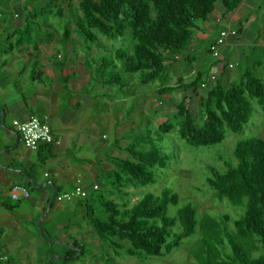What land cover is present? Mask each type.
<instances>
[{
	"label": "trees",
	"instance_id": "trees-1",
	"mask_svg": "<svg viewBox=\"0 0 264 264\" xmlns=\"http://www.w3.org/2000/svg\"><path fill=\"white\" fill-rule=\"evenodd\" d=\"M54 1L57 0H50L49 3ZM74 1L62 0V5L52 12L57 17H63V6L66 4L68 15L74 19L73 31H77L82 39L80 42L73 38V44L83 45V64L92 72L91 77H102L99 84H113L119 69L118 61L126 73H140L142 84L158 80L160 102L164 100V94L178 90L199 94L196 111L190 107L189 95L184 94L180 101L175 102L173 119H167L156 128L147 125L139 139L141 148L136 147L134 142L123 148L129 152V157L120 158L119 166L110 170L104 182L109 192L107 195L95 197L87 194L84 203L79 202L78 206H83L100 240L117 250V254L124 251L143 264L150 257L167 256L200 230L203 235L199 247L194 250L197 264H264V138L245 136L237 140L231 161L225 164L226 169L209 168L207 185L216 192L219 201L226 199L244 210L238 218L228 213L200 218L191 203L179 206L180 197L170 187H164L160 194L146 193L131 206L111 198L114 190L129 195L132 191L127 189L157 181L158 170L167 168L171 162L172 153L166 150L164 139L175 128L189 145L210 147L223 143L229 132L242 133L257 106L264 112V72L258 73V68L264 71L261 60L256 61L254 69L246 66L240 75L231 80L224 77L236 65L225 62L222 72L217 74L218 78L211 80L210 69L217 62L222 63L219 58L206 70H196L187 82L180 78L178 84H169L172 76L168 69L181 59L182 51L190 48L199 24L215 12L219 2L230 13L236 11L243 0H76L77 7ZM37 16L33 14L26 21L36 22ZM28 27L31 26L26 24L17 30L22 33L17 39L19 45L25 43ZM239 31L241 33L243 29ZM65 36L71 37L70 28H66ZM127 36L132 42L127 49H113V43L109 46L105 42L122 40ZM12 37L8 36L10 45L5 52L13 50ZM28 40L31 42L32 38L28 37ZM96 48L98 50L94 52ZM78 50L75 45V57ZM2 53L0 51V55ZM189 57L193 56L185 57L184 61L193 68L195 60ZM65 64L63 61L59 68L63 69ZM68 80L66 76L63 82ZM53 145L39 148L41 163L52 157ZM27 171L29 177L35 180L36 172ZM28 182L31 183L30 180ZM56 188L58 192L50 209L57 196L65 193L58 186ZM100 189V185L97 189L93 187L94 191ZM15 202L12 208L19 207L22 200ZM171 206H178L175 216L169 214ZM44 211H47V206ZM80 250L82 252V248ZM66 255V259L72 256L70 252ZM3 258L0 257L1 263ZM107 264L116 262L109 257Z\"/></svg>",
	"mask_w": 264,
	"mask_h": 264
},
{
	"label": "rangeland",
	"instance_id": "rangeland-1",
	"mask_svg": "<svg viewBox=\"0 0 264 264\" xmlns=\"http://www.w3.org/2000/svg\"><path fill=\"white\" fill-rule=\"evenodd\" d=\"M248 1L251 3V6H247L246 4L244 6L247 12L244 11L241 13L238 20H235L232 24L233 27L238 28L243 25V35L240 36L239 40H231L228 38V42L218 47L222 64H225V62L237 64L234 69H230V73L224 77L225 80H231L232 75L234 78L240 75L246 66L254 69L256 61L261 60L264 63V0ZM49 2L50 0H0V51L3 52L2 54L5 53L10 45L8 42V33L12 32L17 25L23 26L27 24L31 26L28 27L26 34L24 33L26 39L25 44H30L33 47L37 46L38 48L46 46L45 43L52 41L54 37L62 41L61 36H56L52 33V28L56 29L58 35H61L65 28H70L69 26L75 28L74 19L71 15H68L66 4L63 6L65 8L64 16L57 17L53 15V12L59 5H62V0H57L52 3ZM77 5L78 2L75 0L74 6L77 7ZM43 8H46V10H42ZM16 11L22 12L21 18L17 17L18 15L15 16ZM28 11L38 15L36 22L30 21L31 23H29L26 20L24 21V17ZM217 16L218 14L215 13L214 16L207 19L208 22H211L212 29L210 37L206 40H201L198 45L193 43L188 50L181 52V59L177 63L170 65L168 69L172 76L170 85L178 84L180 78H183V81L187 82L193 77L195 69L206 70L211 63L213 64L217 60L213 53H210L211 43L217 40L215 35L220 34L221 26L218 22L221 18H217ZM199 25L204 27V24L202 25L200 23ZM12 36L11 40L14 49L12 52L19 54L23 44L19 45L17 39L22 36V33L14 32ZM28 37L32 38L31 42L28 40ZM71 38L78 39L82 42L77 31H73ZM67 39L69 38L65 36L64 40ZM105 42L109 46L113 43V49H127L132 44L128 36L122 40L112 42L111 40H106ZM75 45L79 49V53L74 60L73 56L75 54L73 50L67 51L69 56L68 61L72 60L69 63L72 65L71 69H73V74L76 73L73 79L78 77L73 81V84L76 89L81 86L83 87L80 96L85 97L84 99L90 98L92 100L91 105L88 106L89 108L80 111L82 113L79 112V116H89V118L91 116L92 119H89L87 124L90 125L95 121L97 127L95 129L89 127L91 130L86 128L87 130L85 129L83 132V135L86 137L84 136V139L80 138V142L77 138H73V149H69V153L67 154L68 156L73 154V163H75L73 167L76 164H80L81 161H84L83 158L90 159L88 163L91 160L93 161L89 164L94 166L98 175L95 184L101 186L100 190H93V176L90 173L85 171L79 172L85 175V180L82 185L86 189L87 194L98 197L99 195H107L109 193L104 186V182L109 177L110 170L119 166L120 158L129 157V152L123 148L129 147L133 142L137 144L136 147L141 148L139 139L141 134L146 130L147 125L156 128L158 125L166 122L167 119H173V114L176 111L175 102L180 101L184 94L189 95L191 98L190 107L196 111L199 104V94L191 90H178L172 94H164V100L160 102L162 97L157 93V85L160 83L158 80L148 84H142L140 81V73H126L122 69L121 62L118 61H116V64L119 66V69L117 70V78L113 84H99L102 77L97 75L91 77L92 72L88 71L83 64L85 54V52H82L83 45L78 43L73 44V46ZM67 47L69 48V46ZM94 50L96 52L98 49L96 48ZM100 50L101 52L103 51L102 49ZM62 53L66 52L62 51ZM111 53L113 52L111 51ZM222 53L228 54L227 57ZM189 55L195 57L193 64L195 69L191 68V64L189 65L188 62L184 61V58ZM54 56L55 62L61 61L56 54ZM224 57L226 58L224 59ZM17 62L18 68L20 67L22 69V66L26 68L24 77L29 80L26 84L28 89H34L38 86V81H32L33 77L41 76L42 79L46 80L44 78L46 74L41 73L43 71L41 64H44L45 61H42V63L39 62L38 65L34 66H25L26 60L23 59ZM59 64L57 63L56 65L54 63L52 68L55 69L54 72L61 75ZM17 67L13 66L8 70H2L0 66V75L8 77V81H12L18 86L22 84L24 86V83L20 81L22 80L21 76L19 77L16 73ZM214 68L212 67L210 72L214 71ZM263 72L262 68H258V73ZM214 73L215 79H217L218 69H215ZM46 82H49V80ZM35 111L38 115L41 114L40 110ZM12 117L10 113L7 115V127H14V119ZM115 121L118 123L117 131L113 128L111 129ZM89 135L92 137L90 140H87ZM245 136L264 138V112L258 106L242 133L229 132L223 143L210 147L189 145L179 135L177 128H175L164 139L166 150L172 153L171 162L167 168L158 170L157 181L149 185L127 189L128 191H132H129V195L120 193L119 190H114L115 193L111 198H117L119 203L127 202L131 206L146 193L160 194L164 187H170L180 197L179 206L191 203L196 207L200 218L206 215L218 217L223 213H228L233 218H238L243 214L244 210L234 206L226 199L224 202L219 201L216 197V192L207 185V176L210 174V166L221 171L226 169L225 164L231 161L230 157H232V151L237 140ZM77 143L81 144V148H75ZM36 152V150H27L21 139L19 146L12 149L10 153L21 158V162H25L27 157L35 161L31 170L37 171V181L44 184L46 181L44 173L48 171V163H41ZM101 161H104V164ZM26 179L21 177V183L32 189L34 199L38 198L43 191L36 189ZM61 191L65 192L64 189ZM84 198H72L69 201H55L51 210H49L50 203L47 204V211H44L42 215H38L37 212L34 213L35 222L32 224L29 223L31 225L30 227L24 228L23 221L25 220L22 219L20 220V225L5 226L3 232V223L0 220V257H4L0 264H107V258L109 259V257H113V261L116 264H142L137 258L127 255L124 251L117 254V250L100 240L92 228L83 206H78L79 202L81 204L84 203ZM0 200L3 204L10 206L16 205V202L12 201L8 196H3ZM21 206L22 209L17 210V213L14 215L15 218L18 215H26L28 212L31 213V211L24 210V208L31 206L28 200L22 201ZM177 208L178 206H171L169 214L175 216L177 214ZM4 211L3 208L0 213H4ZM39 222H41L43 235H41V230L38 226ZM38 231L39 235L37 234ZM34 234L36 235L34 236ZM201 235L203 234L199 230L197 234L188 237L184 244L176 248L172 253L165 257H150L143 264H197L194 250L199 247ZM6 245L9 247L13 246V249L28 246L31 249V253L28 254L30 258H28L27 254L23 256V253L21 254L15 250L12 251V249L7 250ZM81 248L82 252L80 250ZM68 252L72 256L66 259ZM108 253L110 256H107Z\"/></svg>",
	"mask_w": 264,
	"mask_h": 264
},
{
	"label": "crops",
	"instance_id": "crops-1",
	"mask_svg": "<svg viewBox=\"0 0 264 264\" xmlns=\"http://www.w3.org/2000/svg\"><path fill=\"white\" fill-rule=\"evenodd\" d=\"M245 4L247 6H251V3L248 0H243L241 6L236 11L228 13L225 11L223 4L219 2L217 4L215 12L211 15L214 16L215 13H217V18H221L218 22L221 26L220 31L230 30L237 32L236 35L229 37L231 40H239L240 36L243 35V32L238 33L240 32V29H243V25L238 28L233 27L232 24L235 20H238L241 13H243L244 11L247 12L244 7ZM33 14L34 13H32L31 11H28L24 17V21ZM16 15H18L17 17L21 18L22 12L16 11L15 16ZM210 23L211 22H208V20H206L201 23L202 25L204 24V27H201L199 25L198 29H196L194 32V37L191 45L193 43H196L198 45L201 40H206L210 37L212 29ZM24 25H17L12 32L8 33V36H12L14 32H17V30L24 27ZM48 26L51 27L49 24ZM52 29V33L56 36H61V40L63 42L54 37L52 41L45 43L47 48L46 46H41L39 48L37 46L33 47L30 46V44L24 43L21 46L19 54H17L16 52H12L14 50L13 49L11 52H5L4 54H2V56H0V66L2 70H8L13 66L17 67V61H21L23 59L26 60V64H24L25 66H34L38 65L39 62L42 63V61H45V65L41 64L43 68V71H41V73L46 74L44 75V78L46 80L42 79L41 76L32 78V81H38V86L34 89L27 88L26 84L29 80L28 78L26 79L24 77V74L26 72V68L24 66H22V69H20V67L16 68V73L17 75H19V77L21 76L22 80L20 81L24 83V86L23 84L21 86H18L12 81H8V77L0 75V198H2L3 196L10 197L9 191L11 186L14 183H21V177H23V179L27 178V181L29 180V174L27 173V170L31 169V167L35 163V161L30 160L29 157H27L28 159H25V162H21V158L10 153L12 149H15L19 146L21 139H19L18 144H16V137L13 134V132H16V128L13 129L14 127H7V115L10 113L12 114L13 119L24 121L31 116H37L38 114L35 110H40L41 114L37 117H39L40 119L48 117L53 134L56 139V143L51 148L52 157L46 161V163H48V171L44 173V177L46 178L45 183L42 184L41 182H38L37 171L35 174V187L36 189H39L43 192L38 196V198L34 199L32 196V189L30 188L31 197L25 199L29 201L31 206L24 208V210L31 211V213L28 212L26 215H18V217L15 218L14 215L17 213V210L22 209L21 204L17 208H12L10 205L3 204V202H1L0 200V211L3 208L5 210L4 213H0V220H2L3 223V232L5 226L20 225V220L22 219L25 220L23 221L24 228L30 227L31 225H29V223L32 224L35 222L34 213L37 212L38 215H42L44 213L47 204H49L48 201H50V197L53 193V187L51 186V184L47 183L48 180H53L55 188L56 186H58L60 190L64 189L65 192H68L69 190L73 189V187L78 183L82 185V183L84 182L85 175L84 173H81L79 171L90 173V175L93 176L94 184L98 176L94 169V166L92 164H89L93 162L92 160L88 163V160L90 159L83 158L84 161H81L80 164H76V166L73 167V165H75V163H73V154L69 156L67 154L69 153V149H73V138H77L78 141L80 140V138L84 139L86 137L85 135H83L84 130L86 128L90 129L91 127L95 129L97 126L95 124V121L90 125L87 124L88 120L92 119L91 116L90 118L89 116H79L80 111L89 108L88 106L91 105L92 100H90V98H86L88 100L87 101L86 99H84L85 97L80 96L83 87L81 86L76 89L75 85L73 84V81L78 77L76 79H73V69H71L72 65L69 63L72 60L68 61L69 56L67 54L68 50H73V38L70 37L69 39H67V43V40H64L63 38V36L66 35V28L64 29L63 33L61 32V35H58L56 33L55 28ZM70 29L71 35L73 36V27L70 26ZM218 36L219 33L215 35V38H217ZM226 42H228V39ZM67 46H69V48ZM62 51L66 53H62ZM55 54L59 59H61L62 62L64 61L66 63L64 68L60 69L61 75L54 72L55 69L52 68L54 63H56V65L57 63H60V61H54ZM222 54L226 57L228 55L226 53ZM226 57H224V59ZM74 59L75 56H73V60ZM189 59L195 60L194 57H189ZM211 65L213 66L212 63ZM222 68L223 64L217 62L214 71L215 69H218V72H222ZM214 71H212V73H214ZM66 76L69 77V80L67 83L63 84V79ZM47 80H49V82H46ZM117 124L118 123H116L115 121V124L111 126V129L113 128L117 131ZM91 137L92 136L89 135V137H87V140H90ZM75 148H81V144L77 143L75 145ZM26 149L30 150L27 147ZM39 153H41V151L38 150L36 152V155L39 156ZM103 162L104 161H101L102 164H104ZM22 171H24L25 173H22ZM49 210L51 209L49 208ZM37 234L39 235V231L37 232ZM35 235L36 234H34V236ZM6 248L7 250L12 249V251L15 250L16 252H20L21 254L23 253V256L31 253V249L28 246L25 248L17 247L18 249H13V246L9 247L8 245H6ZM28 258H30V255H28Z\"/></svg>",
	"mask_w": 264,
	"mask_h": 264
},
{
	"label": "built area",
	"instance_id": "built-area-1",
	"mask_svg": "<svg viewBox=\"0 0 264 264\" xmlns=\"http://www.w3.org/2000/svg\"><path fill=\"white\" fill-rule=\"evenodd\" d=\"M236 35V31L222 30L215 44L211 46L213 55L218 59L220 58V51L218 47L224 45L230 36ZM230 67H233L230 64ZM211 80H215V73L210 75ZM205 86V85H203ZM13 126L16 128L25 146L31 150H38L42 145L56 143L48 117L40 119L37 116H31L27 120H13ZM94 189L98 188L95 184ZM9 196L13 201H21L31 197V192L28 187L21 183H14L9 191ZM87 196L86 189L78 183L76 188L70 192H65L57 196V201H69L73 197Z\"/></svg>",
	"mask_w": 264,
	"mask_h": 264
},
{
	"label": "water",
	"instance_id": "water-1",
	"mask_svg": "<svg viewBox=\"0 0 264 264\" xmlns=\"http://www.w3.org/2000/svg\"><path fill=\"white\" fill-rule=\"evenodd\" d=\"M3 126H4V125H3ZM13 134H14L15 137H16V144H18V142H19V134H18L17 132H13ZM22 173H25V172L22 171ZM28 178H29V180L31 181V183H32L34 186H36V182H35L34 180H32L31 177L28 176ZM47 183L51 184V186L53 187V193H52V195H51V197H50V201H49L50 206H51L52 203H53V201H54V199H55V196H56L58 190L55 188V186H54V182H53L52 179L48 180ZM38 226L40 227L41 235H43V231H42V228H41V222H39Z\"/></svg>",
	"mask_w": 264,
	"mask_h": 264
},
{
	"label": "clouds",
	"instance_id": "clouds-1",
	"mask_svg": "<svg viewBox=\"0 0 264 264\" xmlns=\"http://www.w3.org/2000/svg\"><path fill=\"white\" fill-rule=\"evenodd\" d=\"M16 132L18 133V131L16 130ZM19 134V133H18ZM19 139H21V137H20V134H19ZM55 144V143H54ZM25 145V144H24ZM26 147V146H25ZM29 149V148H28ZM31 150V149H30ZM39 150V149H38ZM38 150H36V151H38ZM95 185V184H94ZM98 185V184H97ZM56 197V196H55Z\"/></svg>",
	"mask_w": 264,
	"mask_h": 264
}]
</instances>
